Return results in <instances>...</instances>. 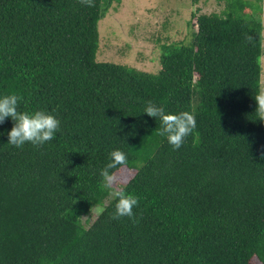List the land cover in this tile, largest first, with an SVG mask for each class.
<instances>
[{"label":"trees","instance_id":"trees-1","mask_svg":"<svg viewBox=\"0 0 264 264\" xmlns=\"http://www.w3.org/2000/svg\"><path fill=\"white\" fill-rule=\"evenodd\" d=\"M0 0V97L44 110L60 129L42 146L9 144L0 124V264H264V121L258 41L262 0H230L229 17L194 14V43L161 44L147 71L98 60V21L112 3ZM193 112L174 150L144 113ZM120 149L139 197L128 217L100 170ZM102 206L89 223L81 217Z\"/></svg>","mask_w":264,"mask_h":264},{"label":"rangeland","instance_id":"rangeland-1","mask_svg":"<svg viewBox=\"0 0 264 264\" xmlns=\"http://www.w3.org/2000/svg\"><path fill=\"white\" fill-rule=\"evenodd\" d=\"M230 0H121L109 7L98 21V60L126 63L147 71L160 67L161 44L169 41L194 43L195 17L192 13L229 17ZM264 5V0H262ZM261 89H264V50L261 55ZM134 169L120 171L123 184ZM102 208L92 204L81 217L84 225ZM252 263L258 264L252 257Z\"/></svg>","mask_w":264,"mask_h":264},{"label":"clouds","instance_id":"clouds-1","mask_svg":"<svg viewBox=\"0 0 264 264\" xmlns=\"http://www.w3.org/2000/svg\"><path fill=\"white\" fill-rule=\"evenodd\" d=\"M81 4L88 7H95L94 0H80ZM260 24V30L256 35H246V40L251 43L258 41L262 50H264V5L260 6L257 16ZM22 97L16 93L7 94L0 97V124H3L7 118L14 121L10 132L7 133L9 144L22 148L26 143L33 146H42L46 142L54 139L55 134L60 129L61 121L52 113L44 110L34 112L19 111L18 105ZM257 104L256 115L258 120L264 121V89L255 96ZM144 113L161 121V128L158 135L166 137L174 150H179L185 141V138L192 134L196 128L197 121L195 114L189 111L179 113L166 112L163 106H158L149 101L144 109ZM264 159V153L261 154ZM127 165V156L120 149L113 150L110 153V162L100 170L102 186L109 190V194L116 200L115 212L112 219L128 217L134 220L133 209L139 204V197L124 190L120 171Z\"/></svg>","mask_w":264,"mask_h":264},{"label":"crops","instance_id":"crops-1","mask_svg":"<svg viewBox=\"0 0 264 264\" xmlns=\"http://www.w3.org/2000/svg\"><path fill=\"white\" fill-rule=\"evenodd\" d=\"M230 6V5H229Z\"/></svg>","mask_w":264,"mask_h":264}]
</instances>
